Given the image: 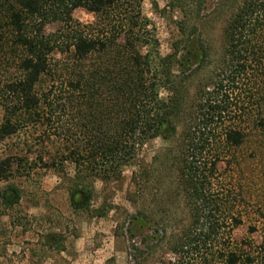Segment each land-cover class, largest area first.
Returning a JSON list of instances; mask_svg holds the SVG:
<instances>
[{"label":"trees","instance_id":"16d2710c","mask_svg":"<svg viewBox=\"0 0 264 264\" xmlns=\"http://www.w3.org/2000/svg\"><path fill=\"white\" fill-rule=\"evenodd\" d=\"M166 1L179 19L162 56L142 0H0V142L16 139L45 167L40 151L57 130L58 163L74 165L71 205L81 209L88 180L118 177L139 147L162 138L168 147L154 164H169L168 190L181 192L190 217L167 264H264L263 209L248 228L259 241L232 237L245 217L235 152L253 142L264 158V0ZM78 8L95 22L73 20ZM213 15L224 19L216 52L199 30ZM50 21L61 26L45 34ZM26 162L1 160L0 180Z\"/></svg>","mask_w":264,"mask_h":264},{"label":"rangeland","instance_id":"374dc122","mask_svg":"<svg viewBox=\"0 0 264 264\" xmlns=\"http://www.w3.org/2000/svg\"><path fill=\"white\" fill-rule=\"evenodd\" d=\"M166 6V0L141 2V13L150 23L148 29L158 41L162 56L170 53L177 36L175 22L179 19L177 13L165 10ZM72 18L82 25L95 22V16L81 8L73 11ZM35 23L29 22L30 28ZM223 23V17L213 15L199 24L212 51L216 52L222 45ZM60 26L50 21L44 26V33H55ZM61 115L59 120L69 127L66 124L69 119H62ZM2 118L0 109V123ZM57 132L49 129V139L40 151L45 167L38 162L39 153L25 155L26 148L16 139L0 142V161L16 154L28 158L23 170L14 168L15 172L6 180H0V264H167L172 261L174 255L169 248L173 240L181 237L190 217L188 201L181 192L173 194L168 190L174 186L171 184L176 176L169 164L164 161L161 165L154 164V158L167 149L168 142L162 138L147 141L137 149L132 163L122 168L114 179L93 183L88 180L82 186L83 205L78 209L71 205L70 197L76 170L69 161L58 163L63 147L62 141L53 135ZM255 148V143L248 142L235 152L239 166L233 169L234 179L242 191L245 216L242 225L232 233L237 242L260 240L258 234L248 233L257 210H264V158L256 156ZM53 159L57 162L54 167ZM160 167L163 173H159ZM224 168L225 164L219 166L220 171ZM145 172L149 174L144 176ZM3 193L7 199L12 196L10 203L2 199ZM127 228L130 233L124 232Z\"/></svg>","mask_w":264,"mask_h":264}]
</instances>
